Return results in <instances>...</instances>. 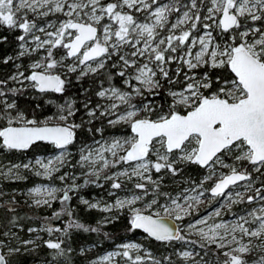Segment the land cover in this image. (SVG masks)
<instances>
[{
	"label": "snow or ice",
	"instance_id": "1",
	"mask_svg": "<svg viewBox=\"0 0 264 264\" xmlns=\"http://www.w3.org/2000/svg\"><path fill=\"white\" fill-rule=\"evenodd\" d=\"M3 31L15 46L0 56L11 65L0 75V264L41 248L40 264H73L74 234H100L121 214L163 251L126 242L89 264H264V0H0ZM73 78L95 85L80 107H21L22 97L63 98ZM105 121L124 131L105 136ZM42 145L52 152L25 159ZM190 166L204 174L164 190ZM30 175L60 186L29 187L28 207H61L24 238L19 190L4 182ZM87 185L106 193L79 199L106 214L95 225L69 204Z\"/></svg>",
	"mask_w": 264,
	"mask_h": 264
},
{
	"label": "trees",
	"instance_id": "2",
	"mask_svg": "<svg viewBox=\"0 0 264 264\" xmlns=\"http://www.w3.org/2000/svg\"><path fill=\"white\" fill-rule=\"evenodd\" d=\"M18 34V33H17ZM0 35H7L8 40L7 42L0 44V56H3L5 54H11L14 50L15 41H14V35L8 33L7 31L0 32ZM11 71V65L3 66L0 65V75H6ZM119 83V81H117ZM85 88H90L93 91L95 90V85L92 83L91 79H85L81 82H76V80L73 78L72 84L68 87V91L65 94L63 98L59 97L58 95H52L51 97H37L36 99H32L31 96L28 98H21L20 99V105L21 107L27 109L29 107H34L35 104L39 103L41 105L40 109H37V115L44 116L51 114L55 109L53 106L47 105L45 103V100L48 98L55 99L57 103H63L64 99H75L77 101V107L81 106V103L85 99V95L83 94V90ZM93 102L95 101V97H91ZM81 111L83 109L81 108ZM80 111V112H81ZM79 112V113H80ZM79 113L77 114V122H79ZM100 122H96L95 127H100ZM104 127L106 129L105 134H112V133H120L124 130L122 128H108L107 124L104 123ZM98 136V135H97ZM96 136V137H97ZM80 140H90L92 139L91 136H88L86 134H80ZM74 150V149H73ZM52 149L50 146L45 147L41 146L40 148L36 149L35 152L30 151L27 154V158H32L36 154H45V153H51ZM75 159V157H74ZM67 170V169H65ZM27 174V173H26ZM204 174L203 169H199L195 166L188 167L184 173H182L181 176H178L176 178H172L170 176L165 177V184L166 188L165 191H175L177 184L180 182L181 178L184 177H192L196 180L199 179L200 176ZM84 178H80L79 184L83 183ZM46 179L43 177H35L31 176L26 181H20L15 183H9L4 182V187L6 191H11V189L16 188L19 190V193L16 196V199L19 201V205L17 207V215L20 217L19 223L24 227V232L21 233V235L24 238H28L27 228L28 227H38L41 226L42 218L46 216H51L52 212L54 210H59L61 205L59 204V201H56L53 203L52 208L48 207H28V204L25 203V200H27L24 195L20 194L23 193L28 187L33 185L36 182L39 181H45ZM175 181V182H174ZM77 192H80L83 196L86 198H91L93 195H100L104 194V191L102 189L96 188L94 185H87L85 187L79 188L76 190ZM8 197H5L7 199ZM29 202V201H28ZM30 203V202H29ZM70 206L75 209L76 216L80 219L83 223H89L92 225H95V222L102 218L104 216V213H100L96 210L92 211H86L85 207L83 205H80V202L76 200V197L73 196V199L69 202ZM115 213H113L114 215ZM3 213H0V216H2ZM127 215L121 214L120 218L118 220H115L114 222L107 224L101 231L100 234L97 233H76L73 237V247L77 249V253H74V261L73 264H88V260L101 252H103L105 249L113 247L119 242L124 241L125 239L129 238H136L138 234H142L141 231L137 230L135 232H129L128 229V223H127ZM67 222V217H62L60 220L54 222V226H61ZM103 232H108L111 236L110 239L105 238L103 235ZM45 239H47V235L43 234ZM143 244L150 248L153 252H160L163 251V248L157 244L155 241H150L146 239H141ZM80 247H85L89 249V251L85 254V257H81L78 255V250ZM49 250L46 248H41L36 251V253L28 254L22 257L23 264H40V261L42 258H44Z\"/></svg>",
	"mask_w": 264,
	"mask_h": 264
},
{
	"label": "rangeland",
	"instance_id": "3",
	"mask_svg": "<svg viewBox=\"0 0 264 264\" xmlns=\"http://www.w3.org/2000/svg\"><path fill=\"white\" fill-rule=\"evenodd\" d=\"M95 100H96V98H95ZM95 102V101H94ZM83 115V111H81L80 113H79V117L80 116H82ZM104 123H106V121L104 122ZM122 132H120V133H112V134H108V133H106L105 134V136H110V135H120ZM96 139H100V136L98 135L97 137H96ZM91 141H92V139H90V140H87V142L88 143H91ZM79 144L77 145V147L73 150V152L74 153H76L77 152V149L79 148ZM48 154H50V153H48ZM32 158H34V157H32ZM76 158H78V153H77V155L75 156V159ZM75 159L73 160V162H75ZM79 168H77L76 169V172L77 173H79ZM80 178H84L83 176H81ZM194 179V178H193ZM55 184V186H60V182L59 181H55V182H52V181H49V180H45V181H39V182H36V183H34L33 185H31L30 187H33V186H38V185H43V184H46V185H49V186H51L52 184ZM77 183H80V181L79 180H77ZM186 185H183V184H180V182L177 184V186H176V190H178L179 188H182V187H185ZM29 188V187H28ZM27 188V189H28ZM27 189L24 191V192H26L27 191ZM175 190V191H176ZM175 191H173V192H175ZM23 192V193H24ZM73 196H75L76 197V200H78L79 201V199H80V197L82 196V197H84V198H86L85 196H83L80 192H77V191H75L73 194H72ZM101 195H105L106 196V193H104V194H100V195H93L91 198H86V199H89V200H91V199H93L94 197H100ZM24 197L31 203V198H29V197H27V196H25L24 195ZM207 201L205 202V204H202L201 205V214H204V212H203V209L206 207V205H207ZM210 210V209H209ZM106 215V214H105ZM231 217H226V219H230ZM39 227H41V226H38V227H36V228H39ZM141 239H145V234H138L137 235V237L136 238H129V239H125L124 241H122V242H119V243H117L116 245H114L113 247H110V248H107V249H105L103 252H101L100 254H98V255H96V256H94V257H92V258H90V259H95V258H97L98 256H100V255H104L106 252H108V251H112V250H115L116 249V247H117V245H120V244H122V243H126V242H137V243H141V244H143V242H142V240ZM144 245V244H143ZM179 245H177V247H178ZM144 247H147V246H145L144 245ZM148 248V247H147ZM155 254H159L158 252H154ZM89 259V260H90ZM89 260H88V264H89Z\"/></svg>",
	"mask_w": 264,
	"mask_h": 264
},
{
	"label": "water",
	"instance_id": "4",
	"mask_svg": "<svg viewBox=\"0 0 264 264\" xmlns=\"http://www.w3.org/2000/svg\"><path fill=\"white\" fill-rule=\"evenodd\" d=\"M142 232V231H141Z\"/></svg>",
	"mask_w": 264,
	"mask_h": 264
}]
</instances>
